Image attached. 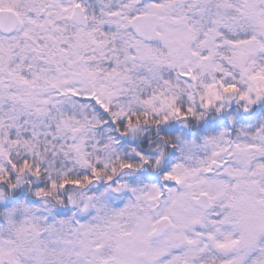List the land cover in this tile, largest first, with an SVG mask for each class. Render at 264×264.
<instances>
[{"label":"snow or ice","instance_id":"snow-or-ice-1","mask_svg":"<svg viewBox=\"0 0 264 264\" xmlns=\"http://www.w3.org/2000/svg\"><path fill=\"white\" fill-rule=\"evenodd\" d=\"M233 103H264V0H0V203L39 200L0 209V264H264V121L137 161L101 132L105 115L139 138ZM169 147L174 187L117 179Z\"/></svg>","mask_w":264,"mask_h":264},{"label":"trees","instance_id":"trees-1","mask_svg":"<svg viewBox=\"0 0 264 264\" xmlns=\"http://www.w3.org/2000/svg\"><path fill=\"white\" fill-rule=\"evenodd\" d=\"M104 119L106 123L101 128V132H104L105 129H113V131L106 132L105 134L113 135L119 141L118 149L125 158L130 161H137L138 157L135 156L133 149L141 152L143 155L155 156L157 153L153 151V148L161 137H168L174 143L177 142V138L199 143L204 136L215 134L225 128L235 135L236 131L241 126H255L257 123L264 121V103L254 105L248 112H244L243 109L233 103L229 108L225 109L223 113H215L214 111L208 112L200 121H195L190 118L187 121H170L167 125L160 126L159 129L155 126L149 127L139 138L122 136L120 132L115 131L117 125L113 124L106 115ZM233 119L236 122L235 126L233 125ZM179 157L180 151L177 148L169 147L166 160L160 171L146 166L141 169H136L132 175L119 177L117 179L133 187H142L144 184L156 183L162 185L161 179L164 171L170 170L171 166L177 162ZM109 187L110 184L108 182L98 181L90 186V193L99 195ZM33 193L34 189H25L19 201L10 198L8 202L0 203V209L11 207L17 202L34 205L38 203L39 200L34 197ZM130 197L131 192L129 190L107 195V198L110 199V205L112 204L116 208L122 207ZM73 211L74 209L70 205L67 207L60 206L54 211V215L58 218H64L72 215ZM86 217L87 216H85V218Z\"/></svg>","mask_w":264,"mask_h":264},{"label":"clouds","instance_id":"clouds-1","mask_svg":"<svg viewBox=\"0 0 264 264\" xmlns=\"http://www.w3.org/2000/svg\"><path fill=\"white\" fill-rule=\"evenodd\" d=\"M205 115H207V113H205ZM141 136H142V135H141ZM150 139H151V138H150ZM162 147H163V145H162L160 142H157V143L155 144V147L153 148V151H157L158 149H161ZM135 167H136V168H142L143 165L140 164V163H137V164L135 165ZM152 168L155 169L156 166L153 165ZM186 191L191 192V190H186ZM186 205H187V199L177 198V202H176V204L171 205V206L169 207V209H168V210H169V213H170V214H173V213H174V214L177 215V216H179V215H184V214H185L184 209H185Z\"/></svg>","mask_w":264,"mask_h":264},{"label":"rangeland","instance_id":"rangeland-1","mask_svg":"<svg viewBox=\"0 0 264 264\" xmlns=\"http://www.w3.org/2000/svg\"><path fill=\"white\" fill-rule=\"evenodd\" d=\"M89 2L91 3V5L95 4L96 3V0H89ZM161 182H162V185H158V183H156L158 186H163L165 189L168 188V187H174L175 184L174 182H168V181H163V179H161ZM168 182V183H167ZM164 183V184H163ZM110 199L107 198V203L109 204V206L113 209H119V208H116L114 207L112 204L110 205L109 203ZM124 206V204L122 205V207ZM121 208V207H120ZM82 222L87 220L88 217L85 218V216H82V217H78Z\"/></svg>","mask_w":264,"mask_h":264},{"label":"flooded vegetation","instance_id":"flooded-vegetation-1","mask_svg":"<svg viewBox=\"0 0 264 264\" xmlns=\"http://www.w3.org/2000/svg\"><path fill=\"white\" fill-rule=\"evenodd\" d=\"M88 3L91 5V3L89 2V0H88ZM93 5H95V4H93Z\"/></svg>","mask_w":264,"mask_h":264}]
</instances>
